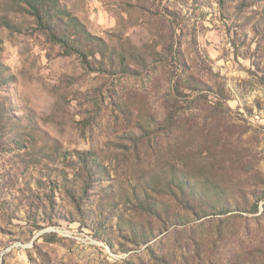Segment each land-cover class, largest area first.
<instances>
[{
  "label": "rangeland",
  "instance_id": "374dc122",
  "mask_svg": "<svg viewBox=\"0 0 264 264\" xmlns=\"http://www.w3.org/2000/svg\"><path fill=\"white\" fill-rule=\"evenodd\" d=\"M58 4L92 64L0 0V264H264V0Z\"/></svg>",
  "mask_w": 264,
  "mask_h": 264
},
{
  "label": "trees",
  "instance_id": "16d2710c",
  "mask_svg": "<svg viewBox=\"0 0 264 264\" xmlns=\"http://www.w3.org/2000/svg\"><path fill=\"white\" fill-rule=\"evenodd\" d=\"M30 6V10L38 20V25L51 37V39L57 43H62L69 54H80L85 57L89 64V54L87 49L100 48L101 40L89 34H86L85 30H80L76 19H71L70 15L64 12L58 4V0H25ZM223 4V2H222ZM242 6H246L245 3ZM68 19V22L64 23V20ZM63 20V21H62ZM76 32V36H71L73 32ZM74 37V38H73ZM97 43V44H96ZM83 45H86L85 49ZM93 51V50H92ZM99 64H102L99 62ZM104 67V66H102ZM183 82V81H182ZM86 173L94 175V171L99 170L94 160L90 158L85 159ZM89 180L93 178L88 174ZM175 191L176 199L186 208L192 211H198V209L209 208L210 200L203 194H200L191 184L182 181L176 186ZM227 203L221 206V213L227 210ZM257 209V208H256ZM255 209V210H256Z\"/></svg>",
  "mask_w": 264,
  "mask_h": 264
}]
</instances>
